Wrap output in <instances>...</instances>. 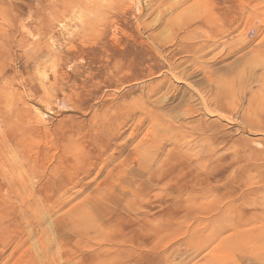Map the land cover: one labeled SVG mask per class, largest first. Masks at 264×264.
<instances>
[{"label":"rangeland","instance_id":"374dc122","mask_svg":"<svg viewBox=\"0 0 264 264\" xmlns=\"http://www.w3.org/2000/svg\"><path fill=\"white\" fill-rule=\"evenodd\" d=\"M0 138V264H264V0H0Z\"/></svg>","mask_w":264,"mask_h":264},{"label":"bare ground","instance_id":"6f19581e","mask_svg":"<svg viewBox=\"0 0 264 264\" xmlns=\"http://www.w3.org/2000/svg\"><path fill=\"white\" fill-rule=\"evenodd\" d=\"M14 41V40H13ZM69 42V41H68ZM53 45V44H52ZM61 45V44H60ZM54 46V45H53ZM71 47V46H70ZM69 47V48H70ZM39 50H40V48H39ZM54 51V50H53ZM56 52V51H55ZM40 53V52H39ZM42 53V52H41ZM54 54V53H53ZM38 55V54H37ZM37 55H35V57L37 56ZM52 55V54H51ZM59 54H55L53 57H51V58H49L48 60L52 63V66H58L59 65V61H61L60 59H59V57L60 56H62V55H60V56H58ZM29 56V55H28ZM34 57V56H33ZM46 57V56H45ZM49 57V56H48ZM56 57V58H55ZM34 59V58H33ZM41 60V59H40ZM47 60V61H48ZM32 63V62H31ZM41 63V62H40ZM39 63V64H40ZM51 63H49V64H51ZM33 64H35V62L33 63ZM46 64V63H45ZM46 65H48V64H46ZM36 65H34V67H35ZM41 66V65H40ZM39 67V66H38ZM45 67V66H44ZM35 68H37V67H35ZM18 71V70H17ZM58 73V72H57ZM60 77V76H59ZM65 77V76H64ZM62 78V77H61ZM45 79V78H44ZM46 80V79H45ZM62 80V79H61ZM63 81V80H62ZM20 82V81H19ZM42 83H43V81H41ZM46 82V81H45ZM44 82V83H45ZM53 82V81H52ZM42 83H40L41 85H43L44 86V84H42ZM31 85V84H30ZM34 84H32V87H31V90H32V92H35L36 90L35 89H32V88H34V86H33ZM37 87V86H36ZM43 87H41L40 86V89H39V92H40V94H38L39 95V99H41V102H37V104H38V106L35 108L36 109V117H35V123H36V125H38V127L37 128H39V126H42L43 125V115L45 114V112L43 111L44 110V101H42L43 100V98L44 97H46V95H47V90H45V87L42 89ZM47 88H48V86H47ZM51 88V87H50ZM77 88V87H76ZM75 88V89H76ZM38 89V88H37ZM71 89H73V88H71ZM76 91V90H75ZM61 92V91H60ZM67 93V92H66ZM37 94V92L36 93H34V95H36ZM73 94V93H72ZM49 95V94H48ZM70 95V94H69ZM68 96V95H67ZM78 96V95H77ZM77 96H75V97H77ZM30 97V96H29ZM33 97V96H32ZM71 97V99H72V96H70ZM74 97V96H73ZM80 100L79 101H81V98L80 97H78ZM47 99V98H46ZM76 100V99H75ZM46 107H47V105H46ZM49 108V107H48ZM20 112V111H19ZM24 117H25V115H24ZM27 117V116H26ZM25 117V118H26ZM22 119V118H21ZM18 120V119H17ZM23 122V121H22ZM25 123V122H24ZM29 123H32V122H30L29 121ZM17 124H19V123H17ZM33 124V123H32ZM23 125V124H22ZM26 125H27V123H26ZM31 125V124H30ZM34 125V124H33ZM35 126V125H34ZM33 127V126H32ZM30 128V127H29ZM34 128V127H33ZM27 129V128H26ZM40 129H42V128H40ZM44 129V128H43ZM13 130V129H12ZM23 130H24V128H23ZM27 130H29V129H27ZM39 130V129H38ZM11 131V130H10ZM31 131H33V130H31ZM9 132V131H8ZM13 133V132H12ZM6 134V133H5ZM9 134V133H8ZM14 134V133H13ZM2 136V135H1ZM1 139V138H0ZM15 139H16V137H15ZM14 139V140H15ZM18 139V138H17ZM19 140V139H18ZM2 141H4V140H2ZM7 143V142H6ZM29 151H31V150H29ZM30 154H31V152H29ZM23 155V154H22ZM21 157V156H20ZM23 157V156H22ZM37 158V157H36ZM22 158H19V160H21ZM18 160V159H17ZM23 160V159H22ZM34 162V161H33ZM61 161H59V163H60ZM62 163V162H61ZM33 165V164H32ZM112 194V193H111Z\"/></svg>","mask_w":264,"mask_h":264}]
</instances>
